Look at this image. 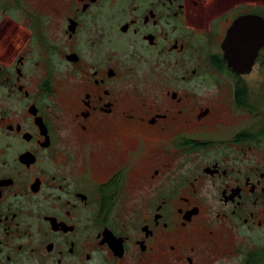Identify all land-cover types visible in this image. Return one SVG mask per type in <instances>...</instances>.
Returning a JSON list of instances; mask_svg holds the SVG:
<instances>
[{"label": "flooded vegetation", "instance_id": "af4514ba", "mask_svg": "<svg viewBox=\"0 0 264 264\" xmlns=\"http://www.w3.org/2000/svg\"><path fill=\"white\" fill-rule=\"evenodd\" d=\"M249 16L0 0V264H264V83L223 48Z\"/></svg>", "mask_w": 264, "mask_h": 264}, {"label": "water", "instance_id": "95a60500", "mask_svg": "<svg viewBox=\"0 0 264 264\" xmlns=\"http://www.w3.org/2000/svg\"><path fill=\"white\" fill-rule=\"evenodd\" d=\"M242 29L248 30L243 35ZM238 36L239 41L236 40ZM226 66L239 75L252 73L259 53L264 48V19L258 16L239 18L229 29L223 44Z\"/></svg>", "mask_w": 264, "mask_h": 264}, {"label": "rangeland", "instance_id": "374dc122", "mask_svg": "<svg viewBox=\"0 0 264 264\" xmlns=\"http://www.w3.org/2000/svg\"><path fill=\"white\" fill-rule=\"evenodd\" d=\"M259 61L255 65L253 73L248 77V82L254 84L264 83V67L262 63L264 62V49L261 51Z\"/></svg>", "mask_w": 264, "mask_h": 264}, {"label": "trees", "instance_id": "16d2710c", "mask_svg": "<svg viewBox=\"0 0 264 264\" xmlns=\"http://www.w3.org/2000/svg\"><path fill=\"white\" fill-rule=\"evenodd\" d=\"M263 67H264V62L262 63Z\"/></svg>", "mask_w": 264, "mask_h": 264}]
</instances>
